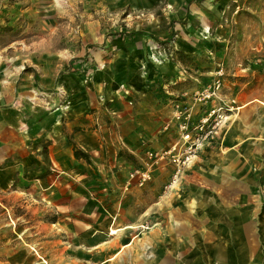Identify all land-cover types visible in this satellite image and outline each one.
Instances as JSON below:
<instances>
[{
  "label": "rangeland",
  "instance_id": "1",
  "mask_svg": "<svg viewBox=\"0 0 264 264\" xmlns=\"http://www.w3.org/2000/svg\"><path fill=\"white\" fill-rule=\"evenodd\" d=\"M134 31L142 33L128 35ZM43 75L57 77L46 94L37 91ZM0 88V106L18 107L21 120L27 106L53 107L54 96L65 118L73 91L75 103L86 101L87 112L101 119L91 126L95 137L114 140L142 124L140 132L148 133H129L141 143L137 153L108 143L104 161L95 158L93 180H80L77 198L66 193L62 207L46 194L29 195L28 206L20 193L12 208L1 197L0 223L15 216L20 236L0 238V251L2 245L5 253L6 246L17 247L14 255L21 259L23 234L39 229L48 234L41 241L56 242L52 264H101V246L91 251V261L81 254L84 242L102 244L121 219L137 222V237L120 264H150L166 246L172 201L179 214L182 201L197 192L199 171L213 170L209 157L264 134V0H0ZM116 113L125 115L123 122ZM150 113L151 121L143 116ZM186 137L200 146L174 177L171 157L188 149ZM40 151L47 155L46 145ZM137 170L148 175L141 183L137 172L130 175ZM116 213L119 218L107 225L105 216ZM89 221L95 238L77 244L71 233L88 231ZM75 245L76 254L62 249Z\"/></svg>",
  "mask_w": 264,
  "mask_h": 264
},
{
  "label": "crops",
  "instance_id": "2",
  "mask_svg": "<svg viewBox=\"0 0 264 264\" xmlns=\"http://www.w3.org/2000/svg\"><path fill=\"white\" fill-rule=\"evenodd\" d=\"M56 81V75L54 79L47 75L41 76L40 83L44 87L37 91L46 94L51 86L58 85ZM30 89L37 95L36 88ZM70 93L72 105L65 118L62 117V101L56 96L53 107L45 106L35 111L32 106H27L22 113L23 120L17 112L18 107L16 110L0 106V193H5L4 196L0 194V198H4L2 200H5L4 204L7 207L14 206L20 199V193L24 194V202L28 206L32 203V197L29 195L39 193V197L46 194L55 206L62 207L60 199L67 195L66 193L71 194V200L77 198L80 180H93L95 158L104 161L101 155L105 154L104 149L108 143L117 148H126L133 153L139 152L137 148L141 143L131 140L129 133L134 135L136 132L145 136L146 132L143 134L140 132L141 128H146L144 124L141 127L128 128L126 133H121L114 140L106 136H102L104 140H101L95 137V130L91 129L95 120L101 119H96L94 114L87 112L89 107L88 104L85 105L86 101L81 102V105L75 103L78 95L73 91ZM116 115L120 116L122 122L124 121L125 115L121 113ZM143 116L151 121L154 114ZM110 118L113 116L110 115ZM149 135H152L151 132ZM260 137L262 139H254ZM239 141L242 142L241 146H238ZM239 141L228 148L226 153H223L222 146L220 153L215 151L214 156L209 157L215 160L213 170L210 167L199 171V184L197 189H193L197 192L191 191L188 201H182L179 214L175 212V206L179 203L172 201L173 216L168 217L166 246L160 252L156 250L150 264H264V201L260 195V187L264 182V134L252 135ZM43 144L47 147L45 156L40 151ZM257 144H261L262 147L258 148ZM253 145L262 153L252 151ZM74 148L85 152L89 160L76 158ZM257 155L259 158L256 161ZM254 165L258 171L253 170ZM48 169L52 172L41 177ZM13 217L9 215L8 219L4 218L5 222L0 223L7 226L0 229V238L15 239V233L20 236L14 230ZM105 218L108 225L114 223L119 216L116 213ZM120 221L117 227L110 226L102 244L95 245L94 242H90V245L88 241L84 242L87 252L85 254L82 251L81 254L93 261L95 253L91 251L101 246L103 257L101 264H112L113 261L120 264L122 255L130 250L137 237L132 230L137 227V222L121 219ZM89 222L92 226L88 231L71 233L77 244L80 240L95 238L94 222ZM23 235L24 241L35 242L25 241L23 242L25 246L18 247L24 255L21 259L14 255L17 247L6 246L5 253L2 252L4 251L2 245L0 251L2 263L44 264L42 262L45 260V264H52L51 257L54 255L56 242L53 240L47 242V238L41 241L39 238L48 234L42 233L39 229ZM154 235L160 239L159 233ZM111 242L114 243L111 245ZM157 245L160 246L159 243ZM77 248L75 245L65 251V247L62 246L64 252L69 255L78 253ZM33 249L34 251H31Z\"/></svg>",
  "mask_w": 264,
  "mask_h": 264
},
{
  "label": "built area",
  "instance_id": "3",
  "mask_svg": "<svg viewBox=\"0 0 264 264\" xmlns=\"http://www.w3.org/2000/svg\"><path fill=\"white\" fill-rule=\"evenodd\" d=\"M184 141L189 144L188 145V149H186L185 152L182 153L179 156H175V154H173V156L171 157V159L173 160V162H175V165H176L174 177H176L179 174L180 169H181V165L185 164L192 157L195 156L196 150L200 146V144L196 143L194 140L188 141V138L187 137L184 139ZM167 152H170V151H166V152H164V154H166ZM162 156H163V154H162ZM136 172L140 175V177H139V182L140 183L143 180H145L146 177H148L147 172H145V171H139V170H137L135 172H132L130 175L133 177ZM129 183H130V181H128V184ZM260 195H261L262 201H264V182H262L261 187H260Z\"/></svg>",
  "mask_w": 264,
  "mask_h": 264
},
{
  "label": "trees",
  "instance_id": "4",
  "mask_svg": "<svg viewBox=\"0 0 264 264\" xmlns=\"http://www.w3.org/2000/svg\"><path fill=\"white\" fill-rule=\"evenodd\" d=\"M140 33H142V32L141 31H134V32H129L128 35L129 36H133V35H137V34H140ZM74 156L76 158H84L86 161L89 160L88 155L85 152H83V151H81L80 149H77V148H74Z\"/></svg>",
  "mask_w": 264,
  "mask_h": 264
}]
</instances>
